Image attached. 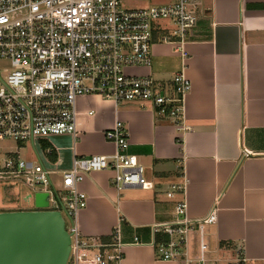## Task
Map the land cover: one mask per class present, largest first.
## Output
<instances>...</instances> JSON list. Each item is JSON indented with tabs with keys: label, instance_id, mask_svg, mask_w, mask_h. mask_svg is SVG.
I'll use <instances>...</instances> for the list:
<instances>
[{
	"label": "crops",
	"instance_id": "0c3cea01",
	"mask_svg": "<svg viewBox=\"0 0 264 264\" xmlns=\"http://www.w3.org/2000/svg\"><path fill=\"white\" fill-rule=\"evenodd\" d=\"M200 9L184 54L155 43L149 68L129 70L168 85L179 72L190 81L181 123L187 131L179 142L174 124L150 103L89 96L76 100L75 139L53 135L35 148L29 143L33 161L39 155L58 184L74 157L113 155L107 129L118 124L126 132V153L153 188L117 191L110 170L90 173L78 185L87 196L78 217L81 233L106 241L119 225L121 264H178L156 257L153 230L173 222L174 206L182 202L192 222L215 209V223L202 231L208 264H264V0H202ZM172 184H183L184 191L167 199ZM197 238V232L187 237L191 258L198 254Z\"/></svg>",
	"mask_w": 264,
	"mask_h": 264
},
{
	"label": "built area",
	"instance_id": "2783aa9c",
	"mask_svg": "<svg viewBox=\"0 0 264 264\" xmlns=\"http://www.w3.org/2000/svg\"><path fill=\"white\" fill-rule=\"evenodd\" d=\"M121 1L0 0V143L14 144H0V181H16L47 194L46 210L61 215L69 235L66 264H121L123 260L119 225L106 241L86 237L79 229L78 217L87 196L78 185L86 175L110 170L111 185L117 191L127 186H153L136 157L126 153L128 136L118 124L103 133L115 147L113 155L74 157L71 166L60 172L58 184L52 182L53 172L39 155L37 161H23L18 148L23 143L35 148L38 140L53 135L75 139L76 100L89 96L115 104L150 103L155 114L174 124L177 142L187 131L181 123L191 84L184 73L175 74L168 85L149 74L135 76L126 70L149 68L155 43L170 44L183 53L189 32L202 13V0H163V4L136 10L121 9ZM157 21H166L168 26L161 27ZM242 154L250 155L246 150ZM183 191V184H172L164 193L173 199ZM185 208L183 202L176 204L175 220L154 228L155 236L164 237L153 241L156 257L178 264H208L202 231L215 223V209L192 222L185 218ZM193 232L198 234V254L191 258L185 250ZM137 241L134 238L133 244Z\"/></svg>",
	"mask_w": 264,
	"mask_h": 264
},
{
	"label": "water",
	"instance_id": "95a60500",
	"mask_svg": "<svg viewBox=\"0 0 264 264\" xmlns=\"http://www.w3.org/2000/svg\"><path fill=\"white\" fill-rule=\"evenodd\" d=\"M47 198L37 192L33 209L0 212V264H66L69 235Z\"/></svg>",
	"mask_w": 264,
	"mask_h": 264
},
{
	"label": "rangeland",
	"instance_id": "374dc122",
	"mask_svg": "<svg viewBox=\"0 0 264 264\" xmlns=\"http://www.w3.org/2000/svg\"><path fill=\"white\" fill-rule=\"evenodd\" d=\"M163 0H122L121 9L123 10H136L145 9L157 4H163ZM157 25L161 27L168 26L166 21H157ZM1 63V62H0ZM3 70L2 64H0V74ZM129 70L126 73L129 74ZM4 147H13L11 142H1ZM19 159L23 161H33L36 159L34 151L29 143H23L18 148ZM34 162V161H33ZM36 191L23 187L20 183L12 180L0 181V210L5 211H20L33 209V196Z\"/></svg>",
	"mask_w": 264,
	"mask_h": 264
},
{
	"label": "trees",
	"instance_id": "16d2710c",
	"mask_svg": "<svg viewBox=\"0 0 264 264\" xmlns=\"http://www.w3.org/2000/svg\"><path fill=\"white\" fill-rule=\"evenodd\" d=\"M164 239V237L162 236V235H156V237H155V242H158V241H161V240H163ZM227 247V246H226Z\"/></svg>",
	"mask_w": 264,
	"mask_h": 264
}]
</instances>
